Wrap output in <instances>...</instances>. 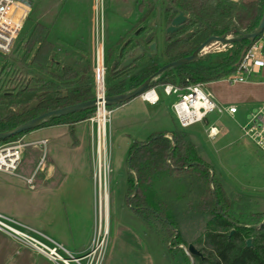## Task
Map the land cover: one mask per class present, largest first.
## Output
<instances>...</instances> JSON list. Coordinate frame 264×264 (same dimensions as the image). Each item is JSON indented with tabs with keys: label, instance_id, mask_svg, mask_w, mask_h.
<instances>
[{
	"label": "rangeland",
	"instance_id": "374dc122",
	"mask_svg": "<svg viewBox=\"0 0 264 264\" xmlns=\"http://www.w3.org/2000/svg\"><path fill=\"white\" fill-rule=\"evenodd\" d=\"M152 3L148 9H145L139 14L137 11L131 12L128 19V31L123 34V27L126 28V20L122 19V14L126 11H132L133 3L121 2V0H101L102 3V24H103V40L104 47L107 49V42L111 41L110 55L115 53V61H111V71L120 70V58L118 55L122 51H126L121 41L126 38L132 39L133 30L135 31V39L130 45L131 49L128 52L129 56H133L140 48L148 52V46L151 43L158 45V50L155 55L156 64L162 66L171 62L181 53L187 52L191 48H197L208 32L196 33V28L191 31L192 35L185 38L188 42L178 46L176 49L166 52V43L164 41V29L172 18L170 6L164 0H151ZM240 1L237 2L239 4ZM100 0H98L99 6ZM136 6V4H135ZM50 13L47 15L46 11ZM96 0H35L33 8L28 20L23 29L19 33L18 38L14 42L11 52L7 55H0V114H5L8 110H16L15 97L24 87H28L29 82L38 78L46 80V76L50 77L51 72L55 69L60 71L63 66L72 65L78 62L77 57L64 59V50L55 51L52 57L48 55L44 64L43 70H39L37 65L31 63L32 54L25 56V45L30 39V32L36 18L40 13H45V17L40 21L46 26L62 30L64 28L80 30L81 35H85L84 52H79L78 55L84 57L82 64L90 62L91 46L95 32V12ZM177 9H175V12ZM233 22L232 17L227 18L220 26L221 28ZM98 20V25H99ZM118 29L123 35H112L111 30ZM122 30V31H121ZM188 32V33H189ZM240 32L245 33L240 30ZM227 38H236L238 35L225 34ZM150 37L148 40L147 38ZM222 37V36H220ZM264 45V35L258 40ZM257 41V42H258ZM61 44L58 45L60 48ZM210 46V45H209ZM221 44H214L207 53H200L198 60L191 65L192 68L198 67H213L220 64L225 56L232 53L236 48L235 44H227L224 47ZM219 49L220 52L216 51ZM224 48V49H223ZM50 57V58H49ZM113 57V56H112ZM146 56L141 57L144 59ZM108 62V54L106 55ZM55 63V64H54ZM79 63V62H78ZM144 64H138L134 71L129 75L120 79H112L109 71L107 77L108 94L109 90L115 88L118 84H123L127 91L135 82L133 77L142 70ZM108 68V63H107ZM92 71V66H91ZM115 71V72H116ZM178 70L173 71L172 76L176 77ZM253 83V84H251ZM158 86V87H157ZM179 86V85H178ZM45 88L42 84L41 88ZM161 92V115L159 127L161 131L172 132L179 129V125L173 115L170 105L175 101V96H165L162 93L160 85H156ZM208 92L212 94L217 103L222 106L235 105L238 113L234 119L226 115L210 116L206 122L195 124L185 130L195 148L197 156L201 161L213 170L214 178L222 184V188L230 201V210L226 218L231 222L227 228H221L222 220L213 215L199 216L189 210L187 203L177 205L175 215V240L166 241L165 234L160 230H152L140 221L133 212L128 208L125 202V194L127 190V160L128 152L132 143L140 140L142 135L146 134L148 127L146 125H138L140 134L136 137L134 126L125 125L123 128L116 126L117 119L127 117L131 109H122L115 111L110 115L109 125V140H110V173L108 176V238L105 249V255L101 264H185L184 259L178 249H181L187 256L189 264H196L194 256L188 252V246L194 248L204 256V244L209 234L226 235L232 239L235 232L239 231V226L245 225L250 227L252 223L250 219L253 214H264V156L260 154L254 146L245 139L240 138L239 125H245L247 115L257 106L264 103V68L259 74H253L248 78V83H227L224 80L213 81L205 85ZM129 93V92H126ZM124 93V94H126ZM11 96L5 98L3 96ZM27 105V104H26ZM36 106L31 110L35 111ZM84 126H87L84 124ZM214 126L217 128V135L210 138L209 128ZM141 132V133H140ZM170 137V135H167ZM22 137V136H21ZM21 137L15 141L21 142ZM42 144H36L31 148H24L21 151V161L24 168L29 167L28 158L26 156H42L44 164H49L54 156L67 157L72 153L69 151L67 143L61 142L59 150L51 148V141L48 136L41 135L37 138L46 139ZM63 137L61 138V140ZM25 139L24 141H26ZM57 150V151H56ZM81 156V152L79 153ZM90 157V171L92 172V160ZM66 160V159H65ZM57 170H67L68 165L71 168H77L74 162L63 164V161L57 162ZM18 173H23L22 167L17 169ZM8 183L13 182L11 178L5 179ZM74 182L75 180H71ZM7 182L1 186L4 205L7 210L3 213L11 218L18 219L15 215L12 201V189ZM70 182V181H69ZM68 181L64 184L59 181V178L54 179V190L56 195L51 205L49 202V213L47 211H39L35 219L37 222L45 224L54 221L67 220L71 216V212L67 210L66 203H69L68 196L65 191L61 190L67 187ZM67 189V188H66ZM94 194V190L92 192ZM95 195V194H94ZM95 198V196H94ZM94 198L91 199V209L89 222L91 227V235L97 222V207H95V222H94ZM96 206V203H95ZM52 207V209H51ZM188 212L184 215L181 213ZM87 214V213H86ZM52 218H48V216ZM51 225V223H50ZM52 226V225H51ZM258 228V226L256 227ZM39 230L47 235L46 228ZM242 232V231H241ZM243 240H251V243L256 244L258 241L254 234L242 232ZM50 236V235H49ZM51 237V236H50ZM92 238V236H91ZM177 243V244H176ZM176 244V245H174ZM173 252L172 254H169Z\"/></svg>",
	"mask_w": 264,
	"mask_h": 264
},
{
	"label": "trees",
	"instance_id": "16d2710c",
	"mask_svg": "<svg viewBox=\"0 0 264 264\" xmlns=\"http://www.w3.org/2000/svg\"><path fill=\"white\" fill-rule=\"evenodd\" d=\"M165 1L170 7L187 15V20L181 30L166 39V52L176 49L179 44L182 45L188 42L189 40L185 39L184 35L193 28H196V33L208 32L204 39L210 36L220 37L224 34L238 35L240 30L251 33L257 28L264 7V0H240L239 4L231 0ZM230 17H232L233 22L218 31L224 21ZM263 35L256 38L254 42L236 43L234 51L227 54L217 66L192 68L191 65L195 61L174 70L165 71L154 79L151 88L165 84H177L180 88H183L190 84L220 80L235 71L241 55L260 40ZM33 46L34 41L29 40L25 45L23 58L31 54ZM194 50V48H191L172 61L190 56ZM49 52L48 44L44 41L40 42L39 47L32 56L31 63L37 65L39 70H43L42 65ZM139 60L141 58L134 63ZM159 68L160 66L154 63L140 70L133 77L134 84L127 91L124 85L120 83L109 90L108 96H118L134 90ZM129 69L130 67L113 72L111 78L117 79ZM175 70H178L176 77L172 76ZM73 76H75V72L70 69L51 73V77L57 81L70 79ZM46 84L45 82L44 85ZM44 90L37 93L27 86L21 89L15 97L16 110H8L5 114H0V132L12 130L45 112L91 100L88 96L49 97ZM3 96L11 98V96H5V94ZM19 97H24V100L20 101ZM34 100L38 101L35 111L21 110ZM124 103L109 105L108 109L112 110ZM91 113L92 109L75 112L63 117L49 118L39 128L47 125H71L86 121ZM26 133L28 132L10 137L0 141V143L15 141ZM169 135L170 137L167 136V133H156L145 141H134L130 146L125 194V202L128 208L152 230L160 229L165 234L166 243L175 240L177 205L183 203L191 205L187 211L196 213L199 216H216L222 220L221 228L229 227L231 222L226 218V215L231 207L230 201L222 188V184L215 180L213 170L197 156L186 132L178 129L172 131ZM186 213L188 212L185 211L181 214ZM263 220L264 214H253L250 219L252 222L250 227L246 228L245 225L247 224L239 226L240 232H235L232 239L218 233L209 234L203 247L204 256H194L196 264H264V223L260 224ZM257 226L258 228H256ZM241 231L254 234L258 242L256 244L251 243L249 247L246 246ZM176 251L182 255L185 264H189L184 252L181 249ZM169 254L173 255V252L169 250Z\"/></svg>",
	"mask_w": 264,
	"mask_h": 264
},
{
	"label": "crops",
	"instance_id": "0c3cea01",
	"mask_svg": "<svg viewBox=\"0 0 264 264\" xmlns=\"http://www.w3.org/2000/svg\"><path fill=\"white\" fill-rule=\"evenodd\" d=\"M233 2H238L240 0H231ZM33 8V5H32ZM133 10V6L131 8ZM32 12V10H31ZM132 11H126L125 14H122V19L128 21L131 16ZM50 13L49 10L46 11L48 15ZM31 14V13H30ZM45 17V13H40V15L36 18L35 23L30 32L29 40L34 41V46L32 51H36L39 47L40 42L44 41L48 44L49 47V55L51 53H55V51H60V49L64 50V59L66 57L73 58L77 57L78 62H75L72 65L63 66L60 70L70 69L72 72H75V76L70 79H65L63 81H57L54 78L46 76V80L44 79H35L29 82V89L35 90L37 93L44 90L42 84L45 82L46 93L49 97H67V96H79L84 97L88 96L92 100L93 96V86H92V76H91V66H92V58L93 54H91L90 62L82 64L84 61V57L79 56V52H84V44L85 35H81L80 30L76 29H68L64 28L62 30H56L50 26L44 25L40 22ZM123 34L128 31V22L126 23V28ZM122 31V30H121ZM113 36L117 38L119 35H123L119 33L118 29L111 30ZM119 38V37H118ZM117 38V39H118ZM28 40V41H29ZM119 40V39H118ZM122 42V41H121ZM61 44L60 48L58 45ZM123 46L126 47V51H122L121 54L118 55L120 58V65L130 58L128 52H130L131 46L133 43H124ZM93 45L94 40H92L91 53H93ZM105 45V44H104ZM111 41L107 42L104 47L106 55L108 54V74L109 71L112 74L116 70H112L111 61H115V53L112 56L109 53L110 51ZM158 50V45H157ZM33 52V54H34ZM32 54V56H33ZM54 54L51 55V57ZM50 58V57H49ZM156 58L153 56L152 58L145 57L144 59L137 61V63H133L130 66V69L119 76L117 79L121 77L129 75L132 71H134L141 63L144 64V68H147L154 63L156 64ZM107 61V60H106ZM55 64V63H54ZM161 67V66H160ZM142 69V70H143ZM56 70L54 69L53 72ZM139 72V71H138ZM261 70L258 72V74ZM52 73V72H51ZM122 79V78H121ZM222 80V79H220ZM217 80V81H220ZM210 83V82H209ZM248 83V82H247ZM52 84V86H51ZM208 84V83H206ZM253 84V83H251ZM158 87V86H157ZM155 86L154 91L155 94L158 95L159 100L155 103L146 102L141 97L134 98L114 109L111 110V115L117 111L122 109H131L127 114V117H120L117 119V125L120 128H123L126 124L134 126L136 137L140 134L138 132V125H146L148 127V132L142 135L141 141H145L151 135L156 133H167L168 131H161L159 127L160 123V113H161V92L158 91ZM155 97V96H154ZM20 101L24 100V97H19ZM235 106V105H229ZM238 113V112H237ZM86 124L87 126H84ZM217 129V128H216ZM139 133V132H138ZM141 133V132H140ZM219 133V132H218ZM46 135L50 138L51 148H55L59 150V146L64 141L67 143L69 151L72 153L68 155L66 158L61 157L59 155L52 157L51 163L44 164L42 161V156H26L29 167L25 168L21 166L22 161L20 159V163L17 169L22 167L23 173L16 172L15 175L6 174L0 172V213L5 215L3 212L7 210L4 205V198L1 191V186L4 182H7L5 179L11 178L13 182L8 183L10 189H12V201L14 202L13 210L15 215H18V219H15L39 232V228H46V232L48 233L46 236L54 240L55 242L63 245L68 251L73 253H81L86 250L91 241V227L90 222L88 221L90 218L91 209V199L94 198V194H92L94 190L93 181H92V172L90 171V126L87 121H81L77 123H73L71 125L68 124H60V125H47L35 130H32L21 137V142L25 144L24 148H31L36 144H40L41 141H45L46 139L37 138L41 135ZM63 139L61 140V138ZM27 139L26 141H24ZM138 141V140H136ZM140 141V140H139ZM56 150V151H57ZM81 152V156L80 153ZM66 159V160H65ZM60 160L64 163H72L77 164V168H71L69 165L67 170H57L56 163L60 162ZM27 164V163H26ZM59 178V181L62 184L65 181H70L67 184V189L64 188L61 191L66 193L68 196L69 203H66L67 210L71 212V216L67 220L63 221H54L51 220L45 224L38 223L35 219L36 214L39 211H47L49 213V202L51 205L54 201V197L56 195L55 190L53 189L55 186L54 179ZM31 179L29 182L28 180ZM75 180L72 182L71 180ZM53 206V205H52ZM94 222H95V198H94ZM52 209V207H51ZM87 213V214H86ZM7 216V215H5ZM9 217V216H8ZM11 218V217H10ZM48 218H52V216H48ZM51 223V225H50ZM42 233V232H41ZM44 234V233H43ZM51 237H50V236ZM0 264H53L44 256L36 253L31 248L22 245L12 237L0 232Z\"/></svg>",
	"mask_w": 264,
	"mask_h": 264
},
{
	"label": "built area",
	"instance_id": "2783aa9c",
	"mask_svg": "<svg viewBox=\"0 0 264 264\" xmlns=\"http://www.w3.org/2000/svg\"><path fill=\"white\" fill-rule=\"evenodd\" d=\"M35 0H0V55L11 52L12 46L30 16ZM95 32L92 58V86L94 107L86 120L90 126V155L92 160V181L97 222L90 244L81 253L68 251L45 234L0 213V232L12 237L24 246L44 256L53 264H101L105 255L108 238V176L110 173L109 125L111 110L108 109L107 77L108 68L103 40L102 3L96 0ZM98 20L100 27L98 25ZM243 31V30H242ZM216 43L205 47V54ZM220 44V43H218ZM224 47L227 44H221ZM224 49V48H223ZM216 51L220 52L217 48ZM264 68L263 42L258 41L240 57L235 71L222 78L227 83H247L248 78ZM206 83L190 84L180 88L177 84L160 85L165 96H175L170 105L179 129L185 130L195 124L203 123L210 116L226 115L234 119L238 112L236 106H222L205 88ZM154 87L142 96L146 102L155 104L159 97ZM149 95V99L145 98ZM155 96V97H154ZM240 138L248 140L264 156V103L254 108L248 115L245 125H239ZM209 137L216 136L217 129L209 128ZM45 141H41L43 145ZM25 144L19 141L0 143V172L15 175ZM29 182L31 179L28 180Z\"/></svg>",
	"mask_w": 264,
	"mask_h": 264
},
{
	"label": "water",
	"instance_id": "95a60500",
	"mask_svg": "<svg viewBox=\"0 0 264 264\" xmlns=\"http://www.w3.org/2000/svg\"><path fill=\"white\" fill-rule=\"evenodd\" d=\"M187 20V15L182 12L178 11L176 16L171 20L169 26L166 29V34H172L173 32L181 29L185 22ZM264 34V7H263V12L262 16L260 19V22L257 26V28L252 31L251 33H242L240 32L238 34V37L236 38H227L226 35L224 34L222 37L219 36H210L207 38L204 42H202L190 56L174 60L172 62H169L165 65H162L152 76H150L147 80H145L141 85H139L137 88L134 90L130 91L129 93L126 94H121L118 96H108L106 99L107 105H113L117 103H124L128 102L134 98L142 96L146 91H148L151 86L154 83V79L158 77L160 74H162L165 71L168 70H174L180 66L188 65L190 63H193L198 60V57L201 53V51L213 44V43H220V44H236V43H241L244 41H249V42H254L256 38H259ZM192 35V32L186 33L184 35V38H188V36ZM150 37L147 38V40ZM157 53V45L155 43H151L148 46V52H145L142 48H140L136 53L133 54L130 58L126 59L122 65L121 69H125L130 67L136 60L140 59L143 55L146 56L147 58H152L155 56ZM36 105H38V101L34 100L31 101L26 110L30 111L32 110ZM94 107V100H88L79 104H74L71 106L63 107V108H57L55 110H51L48 112H45L43 114H40L24 123L21 125L15 127L12 130L5 131V132H0V141L6 140L10 137L22 134L24 132H30L31 130H35L36 128H39L44 121H46L49 118H56V117H63L68 114H72L75 112L79 111H84V110H91ZM25 108H21V110H24ZM264 223V220L260 223ZM251 240L246 241V246L251 245ZM188 252L192 256H198L201 257V253L198 252L194 246L189 245L188 246Z\"/></svg>",
	"mask_w": 264,
	"mask_h": 264
},
{
	"label": "flooded vegetation",
	"instance_id": "af4514ba",
	"mask_svg": "<svg viewBox=\"0 0 264 264\" xmlns=\"http://www.w3.org/2000/svg\"><path fill=\"white\" fill-rule=\"evenodd\" d=\"M165 1V0H164ZM121 2H131V3H133V10H132V12H134V10L135 11H137V13L139 14V16H140V13H142L145 9H148L149 8V5L152 3V1L151 0H121ZM166 2V1H165ZM135 4H136V6H135ZM170 11L172 12V18L170 19V21H169V23L167 24V26L165 27V31H166V29H167V27L169 26V24H170V22H171V20L176 16V14H177V12H178V10L175 12V8H172V7H170ZM181 29H179V30H177V31H175V32H173L172 34H166V32L164 31V41H166V39H168V38H170L172 35H174V34H177L179 31H180ZM135 31H136V29L135 30H133V37H132V39H129V38H126V39H124L122 42H124V43H130V42H133L134 41V39H135ZM178 46H180V44L178 45ZM194 49H196V47L194 48ZM172 62V61H171ZM165 65V64H164ZM28 106V105H27ZM27 106H26V108H27ZM37 106V105H36ZM25 108V109H26ZM28 111V110H27ZM36 117V116H35Z\"/></svg>",
	"mask_w": 264,
	"mask_h": 264
},
{
	"label": "bare ground",
	"instance_id": "6f19581e",
	"mask_svg": "<svg viewBox=\"0 0 264 264\" xmlns=\"http://www.w3.org/2000/svg\"><path fill=\"white\" fill-rule=\"evenodd\" d=\"M99 27H100V24H99ZM145 98L149 99V95L146 96ZM106 216H107V218H108V208H106Z\"/></svg>",
	"mask_w": 264,
	"mask_h": 264
}]
</instances>
